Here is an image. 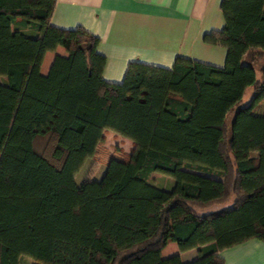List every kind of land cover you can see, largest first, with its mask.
<instances>
[{
    "label": "trees",
    "instance_id": "trees-1",
    "mask_svg": "<svg viewBox=\"0 0 264 264\" xmlns=\"http://www.w3.org/2000/svg\"><path fill=\"white\" fill-rule=\"evenodd\" d=\"M55 1L0 0V264H223L264 239V0L220 1L223 27L202 39L222 66L131 60L120 82L102 77L98 36L50 23ZM106 131L133 147L91 179ZM169 241L196 256L162 257Z\"/></svg>",
    "mask_w": 264,
    "mask_h": 264
},
{
    "label": "crops",
    "instance_id": "crops-1",
    "mask_svg": "<svg viewBox=\"0 0 264 264\" xmlns=\"http://www.w3.org/2000/svg\"><path fill=\"white\" fill-rule=\"evenodd\" d=\"M220 1L56 0L50 23L63 28L80 25L98 36L96 50L105 57L102 77L120 82L131 60L171 67L175 57L182 56L222 66L226 49L202 39L204 33L223 27ZM55 54L66 52L62 46L46 51L40 73H47ZM263 108L253 111L259 114ZM190 251L192 254L184 258ZM178 252L176 243L169 241L161 249V256ZM179 255L182 262L189 261L196 256V249L181 251ZM220 255L223 264H264V239H248L224 248Z\"/></svg>",
    "mask_w": 264,
    "mask_h": 264
},
{
    "label": "rangeland",
    "instance_id": "rangeland-1",
    "mask_svg": "<svg viewBox=\"0 0 264 264\" xmlns=\"http://www.w3.org/2000/svg\"><path fill=\"white\" fill-rule=\"evenodd\" d=\"M252 96V90L251 88L248 89L242 99L241 105H245L249 102L250 98ZM264 107V98L260 100V102L257 104L255 107V111L259 112L262 108ZM231 119V114H229V121ZM116 148H120L123 151L127 152L132 149V143L129 141V139L117 135L114 132H108L106 131L104 134V139L102 142V145L100 147L99 155L94 158L95 162V167L94 170L91 173V179H100L101 176L103 175L105 168H106V163L110 157V155L114 154L113 151H115ZM91 162V159H86L85 162L82 164V166L79 168V170L74 174V181L75 183H80L83 177L86 174L87 168ZM150 182L153 183L154 185H157L158 187L164 188V189H169L173 183H174V178L163 174L159 172H153L150 176ZM217 205H213L209 207L208 209H217ZM192 251L186 253L184 255V258L186 256L191 255ZM35 261L28 255H23L19 259L18 264H34Z\"/></svg>",
    "mask_w": 264,
    "mask_h": 264
}]
</instances>
